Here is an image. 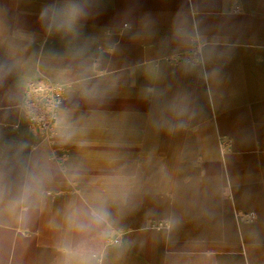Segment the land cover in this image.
Returning <instances> with one entry per match:
<instances>
[{"label":"crops","instance_id":"crops-1","mask_svg":"<svg viewBox=\"0 0 264 264\" xmlns=\"http://www.w3.org/2000/svg\"><path fill=\"white\" fill-rule=\"evenodd\" d=\"M49 2L0 0V56L5 46L26 49L23 91L31 79L57 82L59 69L44 53L63 45L38 23ZM180 13L230 49L219 77L183 75L171 50L160 47ZM125 14L150 17L155 34L121 40L115 61L128 67L75 142L31 131L0 87V143L45 149L82 177L77 185L58 180L28 222L0 219V264H56L67 204L114 173L131 179L135 195L115 215L121 247L108 264H264V0H100L84 31L95 34ZM153 73L167 96L185 90L198 109L177 132L158 127L160 105L143 97Z\"/></svg>","mask_w":264,"mask_h":264},{"label":"clouds","instance_id":"clouds-1","mask_svg":"<svg viewBox=\"0 0 264 264\" xmlns=\"http://www.w3.org/2000/svg\"><path fill=\"white\" fill-rule=\"evenodd\" d=\"M99 7L100 0H51L42 5L38 23L44 35L58 38L63 45L62 51L48 49L44 53L59 69L56 75L59 87L42 100H36L20 87L26 49L5 46L0 56V87L5 88L6 98L14 100L29 119L38 110L50 114L57 125L54 138L58 143L75 142L95 115L93 109L103 105L116 88L121 72L128 67L122 68L115 61L123 51L121 40L125 37L133 42L150 40L155 34L150 17L137 20L131 14H125L114 26L87 34L85 26L97 15ZM22 39L32 43L35 37ZM160 47L171 50L172 59L183 75L198 78L219 77L223 62L231 54L218 37L202 31L197 22L189 26L182 13L174 18L170 36L160 41ZM151 79L153 86L142 94L144 99L160 105L158 127L170 133L183 129L198 115L190 94L181 89L167 96L157 86L159 74L153 73ZM79 171L45 149H33L24 142L0 143V219L28 222L34 211L46 205L58 180L79 184L82 179ZM134 195L131 179L114 173L92 186L83 198L69 201L55 249L56 264H108V257L121 247L115 238V215Z\"/></svg>","mask_w":264,"mask_h":264},{"label":"built area","instance_id":"built-area-1","mask_svg":"<svg viewBox=\"0 0 264 264\" xmlns=\"http://www.w3.org/2000/svg\"><path fill=\"white\" fill-rule=\"evenodd\" d=\"M57 87H59L57 82L46 78L31 79L26 82L24 92L39 101L54 94ZM22 115L26 119L31 131L40 133L47 138H52L55 135L56 123L50 114H47L43 110H38L30 114V119L25 117L23 113ZM154 226L155 228L167 227L164 223H158Z\"/></svg>","mask_w":264,"mask_h":264}]
</instances>
